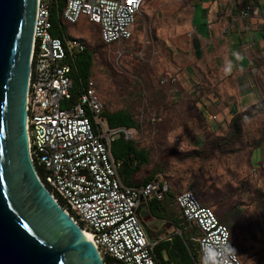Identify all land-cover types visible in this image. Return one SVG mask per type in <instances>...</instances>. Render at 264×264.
I'll return each instance as SVG.
<instances>
[{
    "label": "built area",
    "instance_id": "1",
    "mask_svg": "<svg viewBox=\"0 0 264 264\" xmlns=\"http://www.w3.org/2000/svg\"><path fill=\"white\" fill-rule=\"evenodd\" d=\"M62 1L57 16L63 24H97L101 41L110 45L133 37L145 0ZM58 4L38 0L27 95L31 157L43 183L90 234L106 264H162L156 247L163 237L150 238L141 207L149 208L152 199L163 200L172 188L160 175L147 183L124 182L122 161L114 156L112 145L121 135L135 138L137 129L109 126L92 79L75 88V61L88 44L83 37L52 35L51 15ZM173 205L185 228L196 232V264H204L205 247L213 241L221 242L213 247L223 250L218 257L223 264H242L230 227L213 207L203 205L191 190L175 193Z\"/></svg>",
    "mask_w": 264,
    "mask_h": 264
},
{
    "label": "rangeland",
    "instance_id": "2",
    "mask_svg": "<svg viewBox=\"0 0 264 264\" xmlns=\"http://www.w3.org/2000/svg\"><path fill=\"white\" fill-rule=\"evenodd\" d=\"M173 13L171 0H145L133 37L110 45L101 41L97 24L64 23V29L68 35L85 38L94 50L90 79L105 110L125 109L137 122L132 140L147 151L149 161L132 180L160 175L173 192L193 191L229 224L242 264H264V215L259 210L263 187L258 185L259 163L254 160L257 151L263 152L264 110L252 108L264 101V44L257 47L254 62L255 102L228 115L224 129L210 128L200 119H175L179 106L166 87L174 73L173 44L168 43V33L159 37L160 27ZM178 44L186 46L185 40ZM246 96L245 101L253 95ZM234 119L240 120L238 134L232 133ZM162 204L163 218L152 215L146 205L141 207L152 239L166 240L177 233L173 198L166 196Z\"/></svg>",
    "mask_w": 264,
    "mask_h": 264
},
{
    "label": "water",
    "instance_id": "3",
    "mask_svg": "<svg viewBox=\"0 0 264 264\" xmlns=\"http://www.w3.org/2000/svg\"><path fill=\"white\" fill-rule=\"evenodd\" d=\"M38 0H0V264H106L43 183L27 95Z\"/></svg>",
    "mask_w": 264,
    "mask_h": 264
},
{
    "label": "crops",
    "instance_id": "4",
    "mask_svg": "<svg viewBox=\"0 0 264 264\" xmlns=\"http://www.w3.org/2000/svg\"><path fill=\"white\" fill-rule=\"evenodd\" d=\"M171 6L174 13L159 37L168 33L173 44L174 73L166 87L180 109L174 117L224 129L228 115L255 102L254 62L257 47L264 44V0H171ZM183 40L186 46H178ZM254 160L264 190V146Z\"/></svg>",
    "mask_w": 264,
    "mask_h": 264
},
{
    "label": "trees",
    "instance_id": "5",
    "mask_svg": "<svg viewBox=\"0 0 264 264\" xmlns=\"http://www.w3.org/2000/svg\"><path fill=\"white\" fill-rule=\"evenodd\" d=\"M62 5L63 1L59 0L58 7L52 10L51 19L53 25L51 28V33L54 36H62L64 33H66L64 29V24L57 16V10ZM93 53L94 50L90 49V47L88 46L87 49L77 55L74 65V79L76 85L75 88H81L90 80L93 65ZM254 105L255 106H253L252 108L256 109L255 112L264 110V101ZM102 116L107 120L110 127L124 126L130 128L137 126V122L132 116V114L125 109L117 111L104 110L102 112ZM232 125L234 127L232 133L238 134L240 131V120L234 119ZM112 151L114 156L122 161L120 173L125 183L135 185L147 183L153 178H155V176L152 175L148 176L147 178H145L144 181L141 182H134L132 180L133 175L140 169L141 165L149 161L147 151L144 148H138L132 139H126L123 135L119 136L113 142ZM175 193L177 192L170 191L166 194V196H170L174 199ZM260 193L262 194V197L259 205V210L264 215V191L260 189ZM165 198L163 200L152 199L149 202V209L152 215L157 218H163V214H161V212L166 211L162 204ZM202 204L207 205L204 203ZM219 218L221 219L220 216ZM221 221H223L229 226V224L223 219H221ZM173 222L175 223L176 228L182 229V233H175L174 236H172L171 240H161L157 245L156 251L160 259L162 260V264H196L199 260L198 243L192 239V237L196 235V232L186 229V222L180 216H175ZM161 251H164L166 253L165 257L161 254Z\"/></svg>",
    "mask_w": 264,
    "mask_h": 264
},
{
    "label": "clouds",
    "instance_id": "6",
    "mask_svg": "<svg viewBox=\"0 0 264 264\" xmlns=\"http://www.w3.org/2000/svg\"><path fill=\"white\" fill-rule=\"evenodd\" d=\"M220 241H213L211 244L206 245L205 247V261L204 264H223L222 258L224 255L223 250H217L213 245H219Z\"/></svg>",
    "mask_w": 264,
    "mask_h": 264
},
{
    "label": "bare ground",
    "instance_id": "7",
    "mask_svg": "<svg viewBox=\"0 0 264 264\" xmlns=\"http://www.w3.org/2000/svg\"><path fill=\"white\" fill-rule=\"evenodd\" d=\"M85 234L88 238H91L90 234L85 231Z\"/></svg>",
    "mask_w": 264,
    "mask_h": 264
},
{
    "label": "snow or ice",
    "instance_id": "8",
    "mask_svg": "<svg viewBox=\"0 0 264 264\" xmlns=\"http://www.w3.org/2000/svg\"><path fill=\"white\" fill-rule=\"evenodd\" d=\"M130 2H131V0H130Z\"/></svg>",
    "mask_w": 264,
    "mask_h": 264
}]
</instances>
